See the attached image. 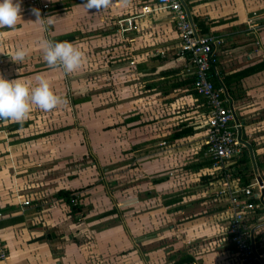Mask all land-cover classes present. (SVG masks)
I'll list each match as a JSON object with an SVG mask.
<instances>
[{
	"label": "rangeland",
	"instance_id": "obj_1",
	"mask_svg": "<svg viewBox=\"0 0 264 264\" xmlns=\"http://www.w3.org/2000/svg\"><path fill=\"white\" fill-rule=\"evenodd\" d=\"M84 52L80 70L68 73L64 82L67 94L62 98L66 102L49 111H38L39 116H45L36 118L39 123L32 119L36 132L41 130L44 134L32 130L17 139L32 144L33 150L23 153L14 163L18 167L19 196L35 195L31 205L18 210L28 220L30 233L36 221L38 234L53 239L37 241L32 246L31 240L42 235L28 233L22 240L27 244L26 254L48 252L54 257L52 264H167L165 256L178 252L197 250L200 256L208 255L203 251L207 239H194L191 236L195 232L190 233L189 229L200 220L188 218L193 210H211L214 204L182 212H170L172 206L163 204L169 194L194 190L201 184L198 176L182 181L188 162L175 165L160 156L163 147L169 145L161 142L168 135L157 124L172 116L171 98L164 99L162 94L145 88L144 76L136 66L125 62L120 52L107 55L90 48ZM88 53L90 56H86ZM93 53H99V57H91ZM38 62L36 70L42 68ZM83 99L87 101L75 103ZM176 110L182 108L175 107ZM129 116L139 119L122 124ZM257 126L252 132V156H257L261 171L258 172L254 159L251 166L259 178H264V123ZM11 136L18 138L16 134ZM191 152L184 160L189 161L194 155ZM5 163V172L13 175L14 167ZM6 176L7 186L11 181ZM160 176L168 177L166 187L152 184L151 180ZM213 185L205 190H211ZM6 186L1 188L6 190ZM61 189L74 191L80 202L89 206V212L79 219L69 216L68 207L54 196ZM147 193L155 196L145 199ZM113 209L114 214L102 216ZM1 210L0 220L11 216ZM0 245L6 248L2 241ZM219 261L210 260L212 264Z\"/></svg>",
	"mask_w": 264,
	"mask_h": 264
},
{
	"label": "crops",
	"instance_id": "obj_2",
	"mask_svg": "<svg viewBox=\"0 0 264 264\" xmlns=\"http://www.w3.org/2000/svg\"><path fill=\"white\" fill-rule=\"evenodd\" d=\"M150 1L110 0L106 8L99 11L95 9L86 11L82 5L83 0H37L38 3L36 4H32L30 0H21V20L18 21L17 26L0 28V75L7 79L19 77L32 85L38 82V77H42L47 80L50 88L57 95L63 97V94H67V87L64 82L68 80L66 79L68 73H65L60 67L47 68L46 63L41 58L40 40L41 38L52 39L75 33V40L71 43L83 52V58L86 53L84 49L86 48L87 50L89 48L94 49L96 53L107 52V55L120 52L119 54L124 57L122 59L131 65L141 64L145 66V69L147 67L155 69L158 74V77L156 76L157 81L166 79L167 85L181 84L184 81L182 62L174 60L179 39L174 31L168 12L161 11L146 15L135 21V29L125 33L121 32L118 25L121 19L139 12L144 4L151 5ZM45 4L48 5L47 9L42 8ZM189 4H191L189 7L190 15L202 18V21L208 27L207 34L223 38V43L217 45L213 51L215 58L214 70L226 90V104L234 110V124H239L241 126L239 131L245 132L247 139L251 140L253 129L264 123V0H189ZM32 8H38L41 17H45L43 25L34 22L36 17L31 12ZM18 47L27 49L26 58L21 63L13 62L10 59L14 50ZM160 51L164 52V56L158 55L157 60L150 62V58ZM86 56H90L89 53ZM37 57L39 58L37 59ZM91 57L97 58L99 53H93ZM83 58L81 65L83 64ZM37 62L41 64V69L36 70ZM15 66L19 69L16 70ZM145 69H142V74H144ZM78 70H80V67L76 71ZM190 91L189 86L180 85L172 87L168 95L162 96L164 99L171 98L169 104L172 107V113L170 114L172 116L157 124L158 127H162V130H164V135H169L172 127L182 122L188 121L190 123L194 121L201 123L206 107L203 104L204 102H199V99L193 96ZM154 92L158 95L161 94L160 91ZM237 96H240V98L237 99ZM175 107H181L182 110L175 111ZM30 111L32 113L29 112L21 122L3 120L0 124V208L2 210L7 209L8 212L5 215H11L7 219L0 220V241L9 249V255L7 254L5 258L6 261H0V264H19L22 261L25 264H52L51 261L54 258L48 252H46V255L39 253L36 255L26 254L25 250L27 248L25 246L27 244L22 241L30 232L26 226L28 220L19 211L25 209V207L21 206L19 196L21 190H18L20 182L16 176L18 167L14 163L22 157L23 153H29L33 150H30L32 144L29 145L28 142H21L17 139H21L23 133L32 130L35 133L44 134L41 130L36 132L32 119L36 123V118H45V116H39L38 111H42L40 109L33 108ZM33 113H36L35 117L31 116ZM37 122L39 123V121ZM12 134L18 135V138L11 136ZM239 135L241 138V134ZM163 140L161 142L164 145H169L165 149L163 147L164 151L160 154L164 161L173 162L175 165L190 163L191 158L188 161L184 160V157L187 154L190 155L191 150V154H195L204 145L205 131L202 130L193 136L173 143H166ZM245 143L247 144V142ZM234 160L236 158L232 161ZM5 162L8 164L10 162L14 167L13 175L5 172ZM150 171L151 166L148 165L147 173H150ZM211 173H213L211 169H203L198 173L191 170L185 171L182 181L188 176L200 177L202 174ZM5 174L10 175V177ZM4 175L11 181L7 186V181L4 182ZM2 185L6 186V190L2 189L3 187L1 188ZM157 185L166 187L167 184L163 182ZM217 186L215 184L211 190H201L194 195H189L187 200L184 197L182 203L204 197L210 198L215 192H218V190H215ZM27 197L31 198V203L35 199L34 194ZM205 202L200 205L206 206L208 202ZM180 204L181 202L171 205V211L182 212L181 209H173ZM203 212H205V209ZM226 216L222 213L211 217L201 215L194 219V221H200L196 224L194 222V225L189 228L190 233L195 232L191 236L194 239H207L203 251L205 253L209 252L208 255L200 256V252L197 250L192 253L178 252L165 256V262L168 261L167 264H172L182 254H191L194 264H212L210 260L215 261V259L221 260L218 264H239L233 246L229 243V239L224 237L223 228L226 225ZM19 217H22V219L17 220ZM36 223L35 221L30 234L32 236H43L44 234H38L40 227L35 226ZM263 227L264 224L254 226L252 229L258 230ZM217 237L219 242L216 240ZM35 242L37 241L33 242L31 240L30 244L33 246ZM41 247L46 246L42 245ZM167 253L170 252L167 251Z\"/></svg>",
	"mask_w": 264,
	"mask_h": 264
},
{
	"label": "built area",
	"instance_id": "obj_3",
	"mask_svg": "<svg viewBox=\"0 0 264 264\" xmlns=\"http://www.w3.org/2000/svg\"><path fill=\"white\" fill-rule=\"evenodd\" d=\"M32 4L37 0H30ZM151 5L144 4L141 10L125 19H121L118 25L121 32H128L136 28L135 21L156 12L169 13L175 33L179 39V45L175 50V57L182 62L183 76L193 77V89L196 94L204 98L205 107L209 110L201 120L205 131L204 145L207 154L214 161L213 169H222L228 166L232 160L246 147L239 136V124H234V110L226 104V90L224 86L215 88L210 80V68L215 63L214 48L223 43V38L205 34L202 35L190 18V13L183 0H151ZM47 9L48 5H43ZM163 57L164 52H158ZM3 120H0V124ZM239 133V134H238ZM259 184L258 178H254L245 188L229 187L227 182L218 190V195L226 193V209L222 212L227 215L224 226V237L234 248L235 257L239 264H264V227L252 228L264 224V215L256 214L261 221L257 225L248 224V220L255 217V211L260 209L259 204L248 202V199H257L264 206V180ZM263 195V199H262ZM241 196V197H239ZM21 206L31 205V198L20 196ZM262 199V200H261ZM257 235V239H254ZM224 238V239H225ZM252 238V240H251ZM216 240L219 242L218 237ZM6 258V251L0 245V261ZM191 264V263H188Z\"/></svg>",
	"mask_w": 264,
	"mask_h": 264
},
{
	"label": "trees",
	"instance_id": "obj_4",
	"mask_svg": "<svg viewBox=\"0 0 264 264\" xmlns=\"http://www.w3.org/2000/svg\"><path fill=\"white\" fill-rule=\"evenodd\" d=\"M150 1V0H149ZM186 8L189 11V7L191 6V4H189V0H183ZM190 18L192 20V22L196 25V27L198 28L199 32L202 35H205L208 33V27L204 24V22L202 21V18L200 17H192L190 15ZM75 33L72 34H66V35H62V36H58L55 38H52L51 40H55V41H68V42H72L75 40ZM158 54L154 55V57L150 58V62L151 61H155L157 60ZM175 61H179L177 58H174ZM175 65V62H174ZM133 67H135V65H132ZM142 69H145V66H142L141 64L136 65V70L141 73V75L144 76V78L146 79V84H145V88H147L148 90H153V91H160L161 94L163 96H166L169 94V90L172 89V87L175 86H189V88L191 89L190 93L195 96L196 98L199 99V102H204L203 104L205 105V100L199 96L198 94H196L195 90L193 89V77H186L184 76V81L181 84L178 85H173V84H168L167 85V81L166 79H163L162 81H157L156 78L158 77L157 73L155 72V69H151V68H146L145 71L143 72L144 74H142ZM215 67L214 65L211 66L210 68V80L212 81L213 85L215 88H218L219 86H221L222 84L219 81L218 76L216 75L215 72ZM157 76V77H156ZM223 86V85H222ZM230 93H232L230 91ZM231 95V94H230ZM237 99L240 98V96L236 97ZM87 101V99H83L80 101H75V103L77 104L78 102H85ZM209 110L206 108L204 109V115L208 114ZM139 119L138 116H129L126 117L123 121L122 124H128V123H133L135 121H137ZM203 130V126L199 123V122H182L179 123L177 126L172 127V129L169 131V135L166 136V138L164 139V141L167 143H173L174 141L180 140V139H184L186 137H190L193 136L194 134L200 132ZM241 130V129H240ZM241 134V140L247 142L248 146L251 148L252 154L255 151V147H254V143L252 140H248L247 139V134L245 132H240ZM248 146L243 147L241 149L240 154H238L235 158L236 160L232 161L228 166H226L225 168L222 169H213L212 165L214 163L213 160H211V157L208 156L207 154V147L205 145H203L202 147L199 148L198 151H196V153L191 157V162L188 163L185 169H189L192 172H199L200 170L203 169H211V171H213V173L211 174H202L200 176V182L201 184H199L198 187H195L194 190H182L180 191L179 194H174V195H170L169 197H167L166 200H164L163 204L165 206H170L173 204H178L181 202V204L179 206L174 207L173 209H181L183 210H188V209H192L194 206H198L200 205L202 202H208V204L213 203L214 208L211 210H205V212H201V211H197L198 213H194V210L189 213V218L188 219H196L198 217L202 216H213V215H219L221 214L225 209L227 204L226 202V196L227 194L224 193L222 194V196L218 195V192H215V194H213L212 196H210V198L208 197H204V198H200V199H196L194 201L188 202V203H182V200L184 197H187L189 195H194L196 194V192H200L201 190L199 189H207L208 187H210V185H213V183L217 182L219 183L218 186L215 188V190H221L223 187L222 185L227 182L229 184V187H235V188H245L246 186L250 185L252 180L254 179L253 177V169H252V160L250 158L249 155V151H248ZM134 150L136 151H140V149L134 148ZM253 159L255 161V165L256 168L258 169V172L261 171V164L257 159V156H253ZM186 170V171H189ZM264 179V178H262ZM168 180L167 176H160L157 178H153L151 180L152 184L157 185L160 183H163L165 181ZM191 191V192H190ZM146 198H150V197H154L155 195H149V193L145 194ZM55 198L59 201H61L66 207H68L69 210V216H71L74 219H79L80 217H84L88 212H89V206H86L84 204H82L78 198V196H75L74 191L72 190H65V189H61L58 190L56 192V194L54 195ZM241 197V196H239ZM248 202L254 203V204H259L260 209H257L255 211V215L256 214H262L264 215V206H262L259 201L257 199H248ZM205 202V203H206ZM207 204V205H208ZM7 209H3L1 210L3 212V214L7 213L8 211H6ZM115 209L110 210L109 212L104 213L102 216L105 215H111L115 213ZM171 211V210H170ZM192 214V215H191ZM101 216V217H102ZM259 216H255L252 219L248 220V224L254 226L259 224L261 221L258 219ZM22 217L17 218V220H21ZM118 219H116L114 222H117ZM113 222V223H114ZM108 223H112V220L109 221ZM108 224V225H110ZM259 237H257V235H255L254 239H257ZM44 239H47L48 241H52L53 239L51 238V236H40L38 238H35V240L33 241H43ZM194 264V259L192 257L191 254H182L181 256H179V258L177 260H175L172 264Z\"/></svg>",
	"mask_w": 264,
	"mask_h": 264
},
{
	"label": "clouds",
	"instance_id": "obj_5",
	"mask_svg": "<svg viewBox=\"0 0 264 264\" xmlns=\"http://www.w3.org/2000/svg\"><path fill=\"white\" fill-rule=\"evenodd\" d=\"M110 0H83L86 11L106 8ZM21 0H0V28H12L21 20ZM36 17L34 22L44 24L45 17H41L38 8L31 9ZM40 47L42 60L49 67H60L65 73H72L82 63L83 52L68 41H55L41 38ZM27 49L18 47L14 50L10 59L13 62H23ZM34 85L20 79H7L0 75V120L13 122L23 121L33 108L49 111L58 105L65 103L66 98L57 95L49 86L47 80L37 78Z\"/></svg>",
	"mask_w": 264,
	"mask_h": 264
},
{
	"label": "water",
	"instance_id": "obj_6",
	"mask_svg": "<svg viewBox=\"0 0 264 264\" xmlns=\"http://www.w3.org/2000/svg\"><path fill=\"white\" fill-rule=\"evenodd\" d=\"M239 133H240V131H239ZM238 133V134H239ZM240 136V135H239ZM246 144V143H245ZM246 146H248V144H246ZM248 148V150H249V155H250V158H251V160H252V164H253V166H254V162H253V156H252V151H251V148L248 146L247 147ZM254 174H255V176H256V178H258V180H259V184H261L262 182H261V180L259 179V176H258V173H257V170H256V168H254ZM262 199H263V195H262ZM261 199V200H262ZM262 202H263V204H264V200H262ZM255 231V228L254 229H252V231H251V235L253 234V232ZM251 240H252V238H251Z\"/></svg>",
	"mask_w": 264,
	"mask_h": 264
}]
</instances>
